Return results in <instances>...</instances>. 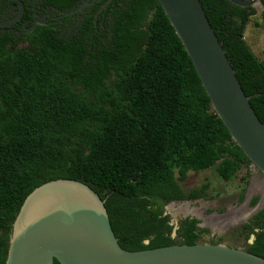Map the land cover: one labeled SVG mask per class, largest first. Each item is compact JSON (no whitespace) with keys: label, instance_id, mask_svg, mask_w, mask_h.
<instances>
[{"label":"trees","instance_id":"1","mask_svg":"<svg viewBox=\"0 0 264 264\" xmlns=\"http://www.w3.org/2000/svg\"><path fill=\"white\" fill-rule=\"evenodd\" d=\"M68 1L53 5L76 2ZM200 1L264 123V60L246 40L257 9ZM102 4L81 22L63 17L0 35V264L26 198L51 181L98 193L129 251L206 242L210 230L199 219H182L176 229L165 210L208 198L209 183L183 190L189 172L215 168L225 182L238 179L245 200L252 162L213 109L159 1L114 0L99 12ZM231 234L264 258V208Z\"/></svg>","mask_w":264,"mask_h":264},{"label":"water","instance_id":"2","mask_svg":"<svg viewBox=\"0 0 264 264\" xmlns=\"http://www.w3.org/2000/svg\"><path fill=\"white\" fill-rule=\"evenodd\" d=\"M158 1L185 47L213 109L234 142L264 174V123L252 107L201 1ZM228 1L264 11L262 0ZM13 2L20 8L19 15L0 23V27L20 21L24 4L21 0ZM35 27L36 24L32 28ZM248 217L228 220L217 229L206 227L203 221L199 226L220 232L235 222H248ZM190 218L199 219L194 215ZM255 239L252 236L249 242L253 244ZM55 260L60 264H264V258L245 249L207 242L126 250L114 233L105 201L89 185L73 180L45 183L26 198L13 225L6 264H55Z\"/></svg>","mask_w":264,"mask_h":264},{"label":"rangeland","instance_id":"3","mask_svg":"<svg viewBox=\"0 0 264 264\" xmlns=\"http://www.w3.org/2000/svg\"><path fill=\"white\" fill-rule=\"evenodd\" d=\"M261 13L262 11H259L258 15L252 17V22L246 32V40L257 57L264 60V17ZM256 23H260L261 26H258ZM250 172L251 176L243 202H239L241 184L238 179L232 182H225L219 177L215 168L199 173L189 172L187 179L180 183L183 190L189 192L192 189L200 188L205 183H209L211 188L208 198L196 201L173 202L166 206V213L171 215L172 223L175 224L173 225L176 226L177 224L178 226L182 219L192 217L193 215L199 217L200 221L205 223H207L206 220L220 223L219 219L233 221L234 218L240 219L241 216L243 218L249 216L248 219H251L254 214L264 208V175L254 166H250ZM239 175L245 176L246 169L242 170ZM256 196H259L260 199L257 204L253 205L252 200ZM256 207L258 209L254 211ZM211 217L218 218V220ZM245 222H235L232 226L220 232H213L207 228L210 230V235L206 238V242L210 243L214 236L226 237V240L221 244L245 249L243 237L239 238L237 235L231 236V230L241 226Z\"/></svg>","mask_w":264,"mask_h":264},{"label":"flooded vegetation","instance_id":"4","mask_svg":"<svg viewBox=\"0 0 264 264\" xmlns=\"http://www.w3.org/2000/svg\"><path fill=\"white\" fill-rule=\"evenodd\" d=\"M21 1L24 4V10L21 14L20 21H17L10 26L0 27V35L7 32H14L16 35H20L21 33L25 34L32 31V27L35 24L36 26L47 25L56 22L57 20H61L63 17H68L69 19L81 22L86 16H89L88 12H90L96 4L103 3L99 10V12H101L114 0H76L74 4L67 5L64 9L53 5L54 0ZM50 1H52V3H50ZM67 2L69 1L67 0ZM19 13L20 8L13 2V0H0V23L9 22L15 19ZM97 17L98 14L96 15V18ZM250 166H253V164ZM240 218H242V216Z\"/></svg>","mask_w":264,"mask_h":264},{"label":"bare ground","instance_id":"5","mask_svg":"<svg viewBox=\"0 0 264 264\" xmlns=\"http://www.w3.org/2000/svg\"><path fill=\"white\" fill-rule=\"evenodd\" d=\"M258 186V185H257ZM256 190V189H255ZM246 217V216H245ZM211 218H213V219H215V220H218V218H215V217H211ZM243 218V217H242ZM209 219V218H208ZM235 219V218H234ZM218 221H221L220 223H215L214 221H212V220H206V222L207 223H205V225L206 226H211L213 229H217V228H221L222 226H225L226 225V223H227V221L228 220H222V219H219Z\"/></svg>","mask_w":264,"mask_h":264}]
</instances>
